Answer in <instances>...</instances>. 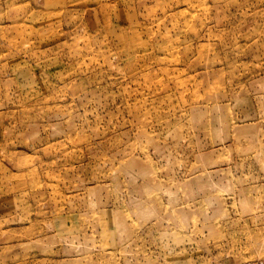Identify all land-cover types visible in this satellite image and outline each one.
Returning <instances> with one entry per match:
<instances>
[{
    "label": "rangeland",
    "instance_id": "rangeland-1",
    "mask_svg": "<svg viewBox=\"0 0 264 264\" xmlns=\"http://www.w3.org/2000/svg\"><path fill=\"white\" fill-rule=\"evenodd\" d=\"M264 260V0H0V264Z\"/></svg>",
    "mask_w": 264,
    "mask_h": 264
},
{
    "label": "built area",
    "instance_id": "built-area-1",
    "mask_svg": "<svg viewBox=\"0 0 264 264\" xmlns=\"http://www.w3.org/2000/svg\"><path fill=\"white\" fill-rule=\"evenodd\" d=\"M244 264H264V260L245 262Z\"/></svg>",
    "mask_w": 264,
    "mask_h": 264
}]
</instances>
